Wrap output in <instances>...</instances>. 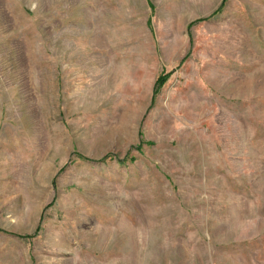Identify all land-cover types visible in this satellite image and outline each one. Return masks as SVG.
<instances>
[{
  "label": "rangeland",
  "instance_id": "obj_1",
  "mask_svg": "<svg viewBox=\"0 0 264 264\" xmlns=\"http://www.w3.org/2000/svg\"><path fill=\"white\" fill-rule=\"evenodd\" d=\"M0 264H264V0H0Z\"/></svg>",
  "mask_w": 264,
  "mask_h": 264
}]
</instances>
